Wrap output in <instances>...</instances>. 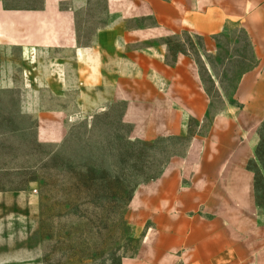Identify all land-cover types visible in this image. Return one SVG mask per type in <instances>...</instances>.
<instances>
[{
  "label": "crops",
  "instance_id": "1",
  "mask_svg": "<svg viewBox=\"0 0 264 264\" xmlns=\"http://www.w3.org/2000/svg\"><path fill=\"white\" fill-rule=\"evenodd\" d=\"M101 3L93 13L100 0H0V117L27 119L39 143L57 144L91 101L124 102L132 139L190 136L186 155L136 191L131 222L146 232L139 254L122 264H264L256 190L264 0ZM143 18L156 24L131 25ZM230 26L248 37L255 66L239 81V107L230 104L202 134L211 100L198 65L182 52L170 61L162 40L182 32L213 39Z\"/></svg>",
  "mask_w": 264,
  "mask_h": 264
},
{
  "label": "rangeland",
  "instance_id": "2",
  "mask_svg": "<svg viewBox=\"0 0 264 264\" xmlns=\"http://www.w3.org/2000/svg\"><path fill=\"white\" fill-rule=\"evenodd\" d=\"M102 10L100 0L93 13ZM162 43L170 61L182 52L198 65L211 100L201 130L208 134L217 114L230 104L239 107V81L255 66L248 37L230 26L213 39L182 32ZM90 106L75 115L57 144L39 143L25 131L33 128L27 119L0 117V264H122L139 254L146 225L133 227L134 195L157 180L171 159L186 155L190 136L132 139L133 126L122 121L124 102L94 100ZM189 126L198 131L196 122ZM257 185L264 207L260 176Z\"/></svg>",
  "mask_w": 264,
  "mask_h": 264
},
{
  "label": "trees",
  "instance_id": "3",
  "mask_svg": "<svg viewBox=\"0 0 264 264\" xmlns=\"http://www.w3.org/2000/svg\"><path fill=\"white\" fill-rule=\"evenodd\" d=\"M257 158H258L259 163L261 164V167H262V170L259 169V171L257 172V176H256V190L258 193L257 183H258L259 176L264 182V123L261 126V143H260V146L257 150Z\"/></svg>",
  "mask_w": 264,
  "mask_h": 264
}]
</instances>
